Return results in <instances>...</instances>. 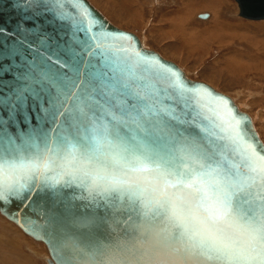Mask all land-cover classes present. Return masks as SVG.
Wrapping results in <instances>:
<instances>
[{"label":"snow or ice","instance_id":"6c2138e0","mask_svg":"<svg viewBox=\"0 0 264 264\" xmlns=\"http://www.w3.org/2000/svg\"><path fill=\"white\" fill-rule=\"evenodd\" d=\"M19 6L50 14L53 31L20 27L8 53L20 63L0 60V210L47 215L37 193L80 202L71 225L89 231L57 237L58 264H264V143L250 121L120 43L134 38L83 0ZM100 224L115 235L96 237Z\"/></svg>","mask_w":264,"mask_h":264},{"label":"rangeland","instance_id":"374dc122","mask_svg":"<svg viewBox=\"0 0 264 264\" xmlns=\"http://www.w3.org/2000/svg\"><path fill=\"white\" fill-rule=\"evenodd\" d=\"M89 1L112 24L136 34L149 49L166 57V60L180 64L178 66L184 69L192 80L211 84L217 90L234 98L235 102L242 104L243 108H246L244 112L256 118L257 131L264 140V20L252 21L241 17L240 6L236 0H133V3L126 0V4L128 1L130 3L123 11L120 10L121 0ZM186 2L191 5L187 13L182 10L185 9ZM174 10L178 13H173ZM130 11L132 12L129 13ZM202 15L207 18H200ZM166 17H170L169 22L176 19L174 23L176 26L171 28L168 23H162ZM184 17L187 19L191 17V22L186 20L184 24L182 23L185 29L182 32L180 28L183 26L177 24ZM163 24L167 27L164 31L168 26L170 28L167 33L160 31ZM217 25L220 26L219 29L205 32V29H212ZM200 30H203L204 40L198 35ZM163 34L171 35L162 37ZM192 34H196L194 42L182 45L180 40ZM174 38L179 39V45L170 49L171 45H174L172 42ZM189 44L193 46L191 47L194 50L193 54L187 52L190 50ZM232 60L246 64L245 71L242 70L243 73L238 72L237 75L233 73V76L226 79L217 78L215 81L214 76L218 73L216 70L225 63H231ZM23 250L27 252L28 248L25 250L23 246ZM43 259L44 256L39 259V264H45Z\"/></svg>","mask_w":264,"mask_h":264},{"label":"water","instance_id":"95a60500","mask_svg":"<svg viewBox=\"0 0 264 264\" xmlns=\"http://www.w3.org/2000/svg\"><path fill=\"white\" fill-rule=\"evenodd\" d=\"M236 1L240 6L241 17L249 20L264 19V0H236ZM83 2L95 14V16L98 19L103 21V24L106 29L113 32L126 33L134 38V41L132 42H120V43L131 45V47L140 50L144 55L157 57L162 63L180 72L182 79L188 86L194 88L205 86L207 89L211 90L214 94H218L220 96L226 97L230 101L234 109L236 110L237 114L247 118L250 121L251 128L254 129L250 116L246 113L240 112L237 105L233 102V100L230 97L215 91L206 83L192 82L188 80L185 77L183 71L175 63L165 60L156 52H148L144 50L139 41V38L135 34L114 27L109 23V21H107L101 15L99 11H97L91 5V3L88 0H83ZM19 4H20V0H0V28L7 30L6 34L0 35V60L3 61V64L5 66L10 67L12 69H15V67L20 63V60L18 57L14 59L8 53L12 48L16 37L22 35V33L19 31L20 27H32L33 24H37L38 26H43L45 31L48 32L53 31V28L48 23L51 20L50 14L36 18L33 16L32 11H26L22 9L19 6ZM12 34H15V36ZM29 39H31L33 43H35L36 41L35 37H29ZM13 74L14 73H9V75L5 76L4 79L11 80ZM206 98L209 100L211 99L210 97H206ZM0 115H3L4 118H7L6 113L0 112ZM245 126L247 127V125ZM255 133L257 134L256 131ZM259 141L261 142L260 139ZM70 191L71 190H66V195H68ZM31 204L37 206H43V205L48 206V208L51 211H54L53 216L57 217V219L59 218L64 223V225H66L65 226L66 230L72 233V235L79 236L80 234L83 235L84 233H87L89 231V229L87 228H76L71 225V220L73 215L74 214L80 215L83 212V209L80 206V202H77L75 206L70 205L67 200H65L64 203H60L59 201L53 203V201L49 199L47 195H41L37 193L32 197ZM20 207H21L20 204L13 202L12 205L5 204L3 206V210H0V212L10 220L14 221L16 224H18L30 236H33L37 239H42L48 245L52 258L55 260L56 264H58L57 255L53 251V247H52V243H54L55 240L51 236V232L48 229V224H47L48 221L47 222L45 221L46 216L45 215L42 216L40 214L37 215L36 212L30 211L29 208H25L23 209V211L18 212L17 209ZM98 215L103 216L104 212L102 210H98ZM91 231L95 234L96 237H99L101 239L108 237L110 234L115 235V233L111 231V229L107 224H100L98 226H95L91 229ZM80 264H82L81 261Z\"/></svg>","mask_w":264,"mask_h":264},{"label":"bare ground","instance_id":"6f19581e","mask_svg":"<svg viewBox=\"0 0 264 264\" xmlns=\"http://www.w3.org/2000/svg\"><path fill=\"white\" fill-rule=\"evenodd\" d=\"M89 1V0H88ZM112 1V0H111ZM120 1V0H119ZM126 0H121V11H123V8L125 6H128V4L130 2L133 3V0H131L130 2L128 1V4L125 3ZM90 2V1H89ZM110 2V1H109ZM116 3V1H114ZM183 2V1H182ZM91 5L93 6L92 2H90ZM124 3L126 5H124ZM185 4V3H184ZM187 4V2H186ZM189 5L190 4H187L185 6V9H182V10H185L186 13L189 11ZM203 5V3H202ZM191 6V5H190ZM95 8V6H93ZM127 8V7H126ZM129 8V7H128ZM127 8V9H128ZM97 11H99L97 8H95ZM133 10V8L131 9ZM118 11V10H117ZM129 11V10H128ZM100 12V11H99ZM132 11H130L129 13H131ZM172 12V11H171ZM169 12V14L171 13ZM101 13V12H100ZM173 13H178L176 10H174ZM171 13V14H173ZM101 15L107 20L109 21L102 13ZM200 18H207V16L205 15H202L200 16ZM163 19V18H162ZM168 20H170V17H166L163 19L162 23L166 24L168 23L169 26L171 28L174 27V23H176V19H172L171 22H169ZM186 20H189L191 22V17L189 19H187L186 17H184L182 19L181 22H178V26H183V22H186ZM249 20V19H248ZM264 20V19H263ZM252 21H261V20H252ZM109 23L111 25H113L114 27L118 28V29H121L117 26H115L114 24H112L110 21ZM183 23V24H182ZM162 25L160 27V31L161 33H167L170 29L169 26H168V29L164 31L165 28H167L165 25ZM176 26V25H175ZM219 25L213 27L212 29H205V32H209L210 30H216V29H219ZM123 30V29H121ZM180 30L183 32L185 31L184 29V26L180 28ZM223 30V29H221ZM220 30V31H221ZM228 31V30H227ZM128 32V31H126ZM225 32V31H224ZM131 33V32H130ZM215 33V32H214ZM218 33V32H217ZM134 34V33H133ZM136 35V34H135ZM168 35H171V34H163L162 37H166ZM196 34H192L191 36H188L187 38L185 39H181L180 41H182V45H186V43H192L194 42V39L196 36ZM198 35H201L202 39H203V30H200L199 31V34ZM204 35H207V34H204ZM213 35V34H212ZM137 36V35H136ZM210 36V35H209ZM138 37V36H137ZM205 37H208V36H205ZM204 37V38H205ZM219 37V36H218ZM139 38V41L142 45V48L148 52H155V51H152L151 49H149V47H147L144 42ZM216 38H217V35H216ZM226 38V37H225ZM207 39V38H206ZM205 39V40H206ZM215 39V37H214ZM204 40V39H203ZM179 39L176 40L175 38L173 39V46L171 45L170 49L172 47H176L177 45H179ZM224 41V40H223ZM204 42V41H203ZM187 43V44H188ZM205 43V42H204ZM169 46V45H168ZM190 46V44H189ZM188 46V47H189ZM183 47V46H181ZM193 46H190V50L188 49L187 52H190L191 54L194 53V50L191 48ZM157 53V52H156ZM199 53V52H198ZM159 54V53H158ZM177 54V53H176ZM190 54V55H191ZM160 55V54H159ZM161 56V55H160ZM162 58H164L163 56H161ZM259 57V56H258ZM166 58V57H165ZM164 58V59H165ZM251 58V57H250ZM167 59V58H166ZM165 59V60H166ZM198 59V58H197ZM169 61V60H167ZM231 61V60H230ZM172 62V61H171ZM175 61H173L174 63ZM217 62V61H216ZM223 61H221L222 63ZM176 64V63H175ZM177 66L180 65V64H176ZM221 65V64H219ZM216 66V65H215ZM184 73L185 77L192 81V82H201V81H195V80H192L190 75L188 73L185 72L184 69H182L180 66H178ZM247 65L244 64V63H239V62H235L232 60V62H228V63H225L224 66L222 65V67H219L216 71L218 72L215 76H214V80L217 81L218 79L217 78H229L228 76H233V73H236L235 75H237L238 72H240L239 74L243 73V71H245ZM213 69V68H212ZM214 70V69H213ZM243 70V71H242ZM219 74V75H218ZM239 76V75H238ZM210 77H212L210 75ZM212 79V80H213ZM217 79V80H216ZM202 83H205L202 81ZM207 85H209L211 88H213L215 91L217 92H220L228 97H230L233 102L237 105L238 109L240 112L242 113H246L244 111H246V108L244 109L242 104L238 103V102H235L236 100L234 98H232L231 96H229L228 94H225L219 90H217L214 86H212L211 84H208L206 83ZM261 99V98H260ZM257 101V100H256ZM249 107V106H247ZM247 114V113H246ZM249 115V114H248ZM250 116V115H249ZM251 121H252V124H253V128L255 129V131L257 132L258 134V137L259 139L261 140L262 143H264V140L262 138V135L257 131V128H256V125H257V122H256V118L254 119L253 117H251ZM44 209L47 210V215H45L43 212L40 213V215H45L46 216V222L48 221V229L49 231L51 232V236L53 237V239L56 241L57 240V237L60 236V234L63 235V237H67V240H68V243L71 244L73 239H80L82 237V234H80L79 236L77 235H72V233L68 232L66 230V225H64V223L57 217L53 216L54 214V211H51L48 206L46 205H43L42 206ZM81 236V237H80ZM54 241V242H55ZM14 243H18V245H15ZM25 248V250H27L28 248V251L25 252L23 250V246ZM3 246V247H2ZM27 246V248H26ZM0 253H1V258H0V264H7V263H11V264H39V259L42 258L44 256V262L45 264H56L55 260L52 258L51 254H50V250H49V247L48 245L42 240V239H37L33 236H30L29 234H27L18 224H16L14 221L10 220L9 218H7L4 214H2L0 212ZM71 258V257H70ZM77 260V264H80V261H79V258L77 257L76 258Z\"/></svg>","mask_w":264,"mask_h":264}]
</instances>
